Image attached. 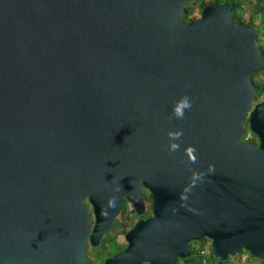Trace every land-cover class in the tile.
Wrapping results in <instances>:
<instances>
[{"label": "water", "instance_id": "95a60500", "mask_svg": "<svg viewBox=\"0 0 264 264\" xmlns=\"http://www.w3.org/2000/svg\"><path fill=\"white\" fill-rule=\"evenodd\" d=\"M190 1L0 0V264H86L123 201L143 215L141 189L151 216L103 264H175L202 239L264 264L258 31L228 3L183 23Z\"/></svg>", "mask_w": 264, "mask_h": 264}, {"label": "rangeland", "instance_id": "374dc122", "mask_svg": "<svg viewBox=\"0 0 264 264\" xmlns=\"http://www.w3.org/2000/svg\"><path fill=\"white\" fill-rule=\"evenodd\" d=\"M215 0H192L190 2L185 3L184 11V20L182 17L179 21L186 23L188 20H197L200 16V12L202 10V4H211ZM223 1V0H217ZM242 4V9L240 11V22L242 24H250V25H257L258 21L264 27V14H261V11L255 8L254 2L257 0H238ZM183 16V14H182ZM257 31L259 33L257 37V46L262 49V53L264 55V28L258 26ZM252 82L257 85L261 86V90L257 98L254 99L251 106L255 103L261 102L264 100V69L258 73H255L252 77ZM248 132V131H247ZM252 139L250 140V142ZM142 200L144 203V213L142 216L138 217L135 215L133 209L126 201L122 202V206L119 210V213L114 218L111 227L106 231V233L102 236L99 244L97 247H91L88 243L84 249V260L86 264H103V261L113 256L112 253L114 251L124 250L126 247V243L124 241V234L129 231L132 226L136 223V221L140 219H145L151 216V209L150 203L151 198L150 194L143 189L142 190ZM85 205L88 210L89 215V222L92 223V215H91V208L85 202ZM194 245H208V243L203 239L197 242H191L189 246L192 248ZM210 256V250H209ZM243 260L245 264H261V261L258 259H254L251 257L247 252L240 251L237 255L233 257H229V259L223 264H235L237 261ZM177 264H182L181 262H177ZM208 264H217L214 262L210 257L208 260Z\"/></svg>", "mask_w": 264, "mask_h": 264}, {"label": "trees", "instance_id": "16d2710c", "mask_svg": "<svg viewBox=\"0 0 264 264\" xmlns=\"http://www.w3.org/2000/svg\"><path fill=\"white\" fill-rule=\"evenodd\" d=\"M222 3H228L229 5H230V8H231V15H230V20H231V22L232 23H235V24H238V25H241V26H252V25H250V24H242L241 22H240V11H241V9H242V4L238 1V0H223V1H217V0H215L213 3H211V4H208V5H218V4H222ZM254 4H255V8H257L258 10H260L261 11V14L263 15L264 14V0H257L256 2H254ZM207 4H202V8L203 7H205ZM184 14H186L185 13V11H183V16H182V18L183 19H181V20H184ZM192 20H188V22H191ZM188 22H186V23H188ZM258 26H260V25H258ZM252 27H254V26H252ZM256 29H257V27H255ZM258 35H259V33H258ZM257 42H258V40L256 39V42H255V44H256V46H257ZM258 47V49H259V51H260V56H261V58H262V60L264 61V55H263V53H262V49L259 47V46H257ZM254 76V74H251L250 75V80H251V82H252V77ZM252 84H253V86H254V88H255V91H256V95H255V98H257V96L259 95V93H260V90H261V86H257V85H255L253 82H252ZM203 240V239H202ZM201 241V240H200ZM190 244V243H189ZM189 244H188V248H189V252H190V258L189 259H187V260H185V261H179V260H176V263L175 264H177V262H181L182 264H197V261H196V259H195V255H194V251L192 250V248L189 246ZM122 251V250H121ZM118 252H120V251H114L113 253H112V255H114V254H116V253H118ZM214 262H216L217 264H223V263H225V262H219V261H217V260H215L212 256H211V254H210V256H209ZM229 258H227V260H228ZM226 260V261H227Z\"/></svg>", "mask_w": 264, "mask_h": 264}, {"label": "clouds", "instance_id": "9594fccd", "mask_svg": "<svg viewBox=\"0 0 264 264\" xmlns=\"http://www.w3.org/2000/svg\"><path fill=\"white\" fill-rule=\"evenodd\" d=\"M192 107V102L189 97L183 96L179 101H177L173 106V117L177 120H183L185 118V110H189ZM170 143L168 144V151L170 153H175L180 150V143L176 141H180L183 136V132L181 130L169 131L167 133ZM195 148L192 146H188L185 148V153L188 156L191 163H195L196 157L194 155ZM211 170V166H210ZM199 174L193 172V184L195 180L199 179Z\"/></svg>", "mask_w": 264, "mask_h": 264}, {"label": "built area", "instance_id": "2783aa9c", "mask_svg": "<svg viewBox=\"0 0 264 264\" xmlns=\"http://www.w3.org/2000/svg\"><path fill=\"white\" fill-rule=\"evenodd\" d=\"M252 139L251 134L249 132H245L243 135L244 142H250ZM208 245H194L192 250L194 251L195 259L197 264H208L209 260V250H210V241L204 239ZM235 264H245L243 260L237 261Z\"/></svg>", "mask_w": 264, "mask_h": 264}, {"label": "flooded vegetation", "instance_id": "af4514ba", "mask_svg": "<svg viewBox=\"0 0 264 264\" xmlns=\"http://www.w3.org/2000/svg\"><path fill=\"white\" fill-rule=\"evenodd\" d=\"M243 127H244V131L245 132H247L248 130H247V122H246V120L243 122ZM244 132V133H245ZM251 137H252V141L251 142H249L251 145H253L254 147H257V140H256V138L251 134ZM241 142H243V138L240 140ZM142 190L143 189H141V194H143L142 193ZM151 215V214H150ZM150 217V216H149Z\"/></svg>", "mask_w": 264, "mask_h": 264}, {"label": "crops", "instance_id": "0c3cea01", "mask_svg": "<svg viewBox=\"0 0 264 264\" xmlns=\"http://www.w3.org/2000/svg\"><path fill=\"white\" fill-rule=\"evenodd\" d=\"M260 21H258L257 25H253L254 27H258V25H260V27H262V29L264 28L263 25L261 23H259Z\"/></svg>", "mask_w": 264, "mask_h": 264}]
</instances>
